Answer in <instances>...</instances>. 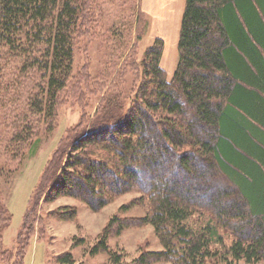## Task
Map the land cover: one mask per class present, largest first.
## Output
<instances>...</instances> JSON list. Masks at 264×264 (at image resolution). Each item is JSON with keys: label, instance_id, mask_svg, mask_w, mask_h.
Here are the masks:
<instances>
[{"label": "trees", "instance_id": "1", "mask_svg": "<svg viewBox=\"0 0 264 264\" xmlns=\"http://www.w3.org/2000/svg\"><path fill=\"white\" fill-rule=\"evenodd\" d=\"M135 1L0 0V171H15L42 129L57 128L64 93L84 96L74 86L77 46L97 39L95 30H116L105 15L143 17ZM124 45L125 51L112 47L116 62L110 58L98 76L111 83L94 124L74 134L69 154L58 150L46 166L26 213L27 243L47 188L95 211L137 190L149 210L131 225H151L163 250L143 251L132 261L112 252L111 234L129 225L113 217L90 255L108 253L107 264L263 261L264 0H187L171 80L162 66L163 39H155L142 61L130 62L129 53L122 62ZM163 156L173 158L170 167L162 166ZM197 163L205 170L197 171ZM174 173L188 175L187 189ZM208 176L229 189L202 201L193 191L210 192L198 185ZM6 212L0 191V253ZM75 217L73 211L61 218ZM25 245L3 257L25 264ZM55 260L75 264L70 252Z\"/></svg>", "mask_w": 264, "mask_h": 264}, {"label": "rangeland", "instance_id": "2", "mask_svg": "<svg viewBox=\"0 0 264 264\" xmlns=\"http://www.w3.org/2000/svg\"><path fill=\"white\" fill-rule=\"evenodd\" d=\"M133 4L136 8L135 12L140 11L143 14V17L139 18L140 22L138 16L132 14L124 18L120 15L121 13L117 18L115 14L109 15L108 18L105 15L104 20L108 25L116 23V30L110 31L105 28L95 30L97 39L89 43L81 42L77 46L75 73L78 77L74 80L76 83L74 86L78 93L81 92L80 89H83L84 96L80 97L72 90L64 93L56 120L57 128L48 133L42 129L46 127L42 124L41 133L27 145L25 157L20 164H17V169L10 174H7L8 170L0 171V191L5 200L6 216L7 213L9 216L2 237L4 251L0 253V264H11L12 260L4 258L3 254L7 252L5 255L10 257V253L17 252L20 248L19 242L23 245L27 244L25 245L27 247L25 264H58L55 258L69 252L73 254L75 264H107L108 253L90 255V250L113 217L119 218L118 223L123 222L129 225L120 235H117L115 230L111 234L108 244L112 252H119L127 261H132L143 251L163 250L151 225H131L133 221L137 222V219L143 218L149 210L147 197L137 190L118 196L104 208L95 211L80 199L57 195L55 189L47 188L41 197V203L34 218V232L29 244L27 243L29 230L26 229L23 232L27 209L37 194L51 157L62 149L69 154L74 134L87 131L94 124L96 109L110 88L111 79L108 81L98 76L104 69H109L105 67L110 58V63L116 62L113 56L114 49L111 52L112 57L109 55L112 47L125 51L124 44L128 43L122 62L129 53L130 62L134 59L142 61L148 47L154 43L156 38H161L165 42L166 51L162 66L170 70L176 68L179 60V39L173 28L174 19H172L173 22H168L169 15L165 14V7L164 9L143 8L141 0H136ZM119 15L121 18L117 20ZM178 27L180 28L181 25H177L176 31ZM103 40L109 42L105 44ZM86 79L91 83L90 86L86 87L88 84L80 86L79 81L84 82ZM169 79L172 78L169 77ZM160 161L162 166L167 168L171 166L173 158L163 156ZM65 163L66 159L62 161L61 169L64 168ZM196 170L202 172L205 166L197 163ZM173 176L180 179L184 188H188L189 177L186 173L181 176L174 173ZM108 181L109 179H106V182ZM198 185L211 188L210 192L203 194L193 191V194L199 196L202 201L209 200V197L215 195L220 189H229L228 185L222 184V187L218 177L211 176H208L205 181L200 180ZM123 206L125 209H122ZM73 211H76L74 219L61 218L63 214ZM203 214L209 216L205 211ZM81 240L83 243L79 242ZM153 264L170 263L161 261ZM237 264L246 263L241 261ZM254 264H264V260Z\"/></svg>", "mask_w": 264, "mask_h": 264}, {"label": "crops", "instance_id": "3", "mask_svg": "<svg viewBox=\"0 0 264 264\" xmlns=\"http://www.w3.org/2000/svg\"><path fill=\"white\" fill-rule=\"evenodd\" d=\"M141 1H142L143 8L152 7L156 9L158 8L164 9L165 7L166 8L165 14L169 15L168 22H173L172 19H174L175 21V23H173V28H175V32H177L178 39H179L181 27L180 28L178 27V31H176V27L177 25L182 24V19H183L187 0H141ZM165 54H166V51L164 55ZM164 69L168 75V78L169 77L172 78L175 73L176 68L174 70L173 69L170 70L165 67Z\"/></svg>", "mask_w": 264, "mask_h": 264}]
</instances>
